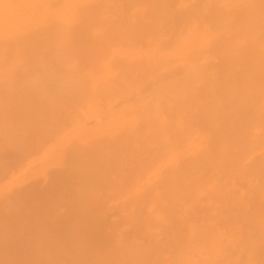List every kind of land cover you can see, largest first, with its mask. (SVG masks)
<instances>
[{"label": "bare ground", "instance_id": "1", "mask_svg": "<svg viewBox=\"0 0 264 264\" xmlns=\"http://www.w3.org/2000/svg\"><path fill=\"white\" fill-rule=\"evenodd\" d=\"M0 264H264V0H0Z\"/></svg>", "mask_w": 264, "mask_h": 264}]
</instances>
